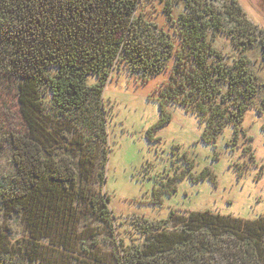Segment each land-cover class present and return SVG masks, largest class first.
I'll use <instances>...</instances> for the list:
<instances>
[{"label":"trees","instance_id":"16d2710c","mask_svg":"<svg viewBox=\"0 0 264 264\" xmlns=\"http://www.w3.org/2000/svg\"><path fill=\"white\" fill-rule=\"evenodd\" d=\"M140 1L0 0V80L14 88L23 124L5 137L15 172L0 184V264H264V215L242 219L191 210L179 228L146 232L143 244L110 258L96 233L79 225L84 217L109 227L104 161L58 153L57 135L71 115L92 109L91 97H100L116 61L150 76L167 68L171 54L157 97L162 120L169 117L167 102L183 106L205 122V141L227 123L235 128L257 89L244 57L228 65L206 39L207 29L221 30L225 15L241 47L255 40V27L235 0L221 9L212 0H185L178 45L134 15ZM165 4L170 12L171 0ZM261 48L264 57V39ZM89 74L96 82L87 83ZM14 215L23 237H11L6 219Z\"/></svg>","mask_w":264,"mask_h":264},{"label":"rangeland","instance_id":"374dc122","mask_svg":"<svg viewBox=\"0 0 264 264\" xmlns=\"http://www.w3.org/2000/svg\"><path fill=\"white\" fill-rule=\"evenodd\" d=\"M230 1L211 2L221 9ZM235 1L254 25L255 40L241 47V37L233 39V23L225 15L221 30H206V39L222 61L230 65L244 57L256 83V92L235 128L227 123L214 140L205 141V122L172 102L166 103L169 117L162 120L157 97L173 63L170 54L167 68L150 76L116 61L100 97L92 95V109L71 115L56 134L58 153L66 152L74 160L79 154L98 155V162L104 161L101 189L109 196V227L84 217L79 225L96 233L99 248L109 258L143 244L146 232L179 228L191 210L208 209L242 219L264 215V108L259 106L264 96V0ZM185 4V0H171L167 12L165 0H141L134 15L155 25L154 31L168 33L178 45L177 18L188 12ZM96 80L95 74L86 77L88 84ZM13 89L0 80V184L10 182L15 172L7 131L23 128ZM220 89L224 93L227 86L222 83ZM57 120L62 122L61 117ZM6 220L11 237L25 236L18 217Z\"/></svg>","mask_w":264,"mask_h":264}]
</instances>
